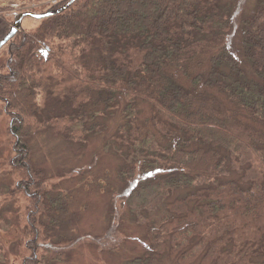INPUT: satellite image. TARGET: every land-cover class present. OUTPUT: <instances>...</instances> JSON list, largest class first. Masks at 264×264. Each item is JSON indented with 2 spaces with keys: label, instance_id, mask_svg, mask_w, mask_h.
<instances>
[{
  "label": "trees",
  "instance_id": "16d2710c",
  "mask_svg": "<svg viewBox=\"0 0 264 264\" xmlns=\"http://www.w3.org/2000/svg\"><path fill=\"white\" fill-rule=\"evenodd\" d=\"M21 32L0 62V111L7 178L35 202L31 244L80 241L52 233L79 218L61 193L84 190L57 165L66 184L43 187L56 177L31 141L51 134L86 155L116 128L97 152L117 161V175L85 162L95 171L85 186L110 203V256L138 240L147 247L129 264H264V0H77Z\"/></svg>",
  "mask_w": 264,
  "mask_h": 264
},
{
  "label": "rangeland",
  "instance_id": "374dc122",
  "mask_svg": "<svg viewBox=\"0 0 264 264\" xmlns=\"http://www.w3.org/2000/svg\"><path fill=\"white\" fill-rule=\"evenodd\" d=\"M66 1L67 0H0V38L8 32L14 20L17 18L15 12L28 9L29 12L41 14L42 12L44 13L63 6ZM246 5L249 8L252 3L248 2ZM36 24L37 20L29 18L24 19L21 29L17 34L22 33V30L29 29ZM18 38L19 37H17V39ZM226 42L229 45L231 44V40L229 41V39H227ZM7 46L8 44L0 51V62L5 57L4 51H6ZM229 48L230 47L227 46V49ZM9 123L6 116L0 111V264H29L31 258L35 260L38 257L40 264H44V259L48 261V264H129L133 261L147 247V242L136 240L140 245L139 247V245L136 246V244L131 241L122 244L121 240L119 245L117 243L115 246L118 248L116 250L117 252L110 256L108 253V246L113 242V240H111L112 233L108 231L109 226L107 224V212L110 203L108 197H105L104 194L90 192L89 187H92L94 184L93 176L90 174L95 171L94 168L88 167L89 165L85 163L88 158V161L91 162L92 157H95L94 162L98 167H101L104 171L111 172L113 177L117 175V161L107 152H97L102 144L101 138L116 131L112 122L109 123L114 129H107L102 136L93 139L86 155H76L72 148L65 147L58 138L52 137L51 134L40 135L31 141L35 160H42V156H44L46 158L45 168L51 176L56 177L50 180L48 183L49 187H43L51 189V192H53L57 184L60 186L66 184V182H64V177L63 179L58 178V176H60L59 170H51L54 168V165H57L58 169L64 166L62 167L63 169L67 168L74 170V175L72 176L75 178L78 176L82 180L81 187H83L84 190H81V192L83 194H71L69 190H65L60 195V200L67 205L65 209L66 212L69 214L73 212V214L79 213V218L74 227L62 228L52 233L56 235L64 231L69 234L70 231L74 230L75 235L80 236V241L74 242V246H63V249H59L62 244L55 245L53 241L46 244L42 243L37 247L29 241L30 235H27L28 226L25 224L29 215L26 207L30 205L35 206V202L33 200L24 199L21 193L15 192V185L18 184L20 179L13 180L11 177L7 178V175L10 174V167L9 164H7L9 146H11V137L8 131ZM47 135L49 137H47ZM96 153L101 154L95 156ZM86 168L90 169L88 170L90 172H88L87 175H83V173H81V175V170H86ZM47 176H49V174H47ZM86 180H89L90 183L87 184ZM69 183H71V181ZM75 185L76 182H72L71 187H75ZM100 186L102 187V185ZM7 187H9V189H7ZM3 193H6L9 198L5 203H2L1 196ZM83 205L85 206L84 209ZM31 211L32 210L29 211L30 214H34L35 211ZM125 228L126 230L130 229L128 225H126ZM132 231L136 234L135 229ZM94 235L104 237L101 247L93 244L92 238ZM100 251L102 255H99ZM58 254L60 255L57 256Z\"/></svg>",
  "mask_w": 264,
  "mask_h": 264
},
{
  "label": "water",
  "instance_id": "95a60500",
  "mask_svg": "<svg viewBox=\"0 0 264 264\" xmlns=\"http://www.w3.org/2000/svg\"><path fill=\"white\" fill-rule=\"evenodd\" d=\"M77 0H69L65 5L56 9L50 10L41 14L25 12L21 13L14 20L12 26L9 28L8 32L0 39V51L16 36V34L20 31L22 22L24 19L29 18L32 20H43L58 14L63 13L68 10Z\"/></svg>",
  "mask_w": 264,
  "mask_h": 264
}]
</instances>
